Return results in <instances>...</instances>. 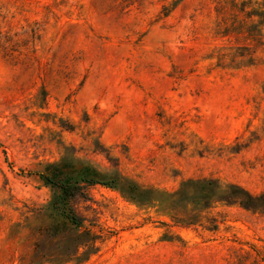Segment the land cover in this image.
I'll return each mask as SVG.
<instances>
[{"label": "rangeland", "instance_id": "1", "mask_svg": "<svg viewBox=\"0 0 264 264\" xmlns=\"http://www.w3.org/2000/svg\"><path fill=\"white\" fill-rule=\"evenodd\" d=\"M65 158L264 194V0H0V264H264V211L237 203L190 220L98 185L72 202L84 228L33 233L34 173Z\"/></svg>", "mask_w": 264, "mask_h": 264}, {"label": "trees", "instance_id": "2", "mask_svg": "<svg viewBox=\"0 0 264 264\" xmlns=\"http://www.w3.org/2000/svg\"><path fill=\"white\" fill-rule=\"evenodd\" d=\"M34 175L52 191L47 221L31 228L33 233H42L46 237L59 238L66 234L67 229L78 232L84 228V220L76 213L72 202L88 188L98 185L118 191L140 208L158 207L166 213L189 212L192 215L190 220L217 202L237 203L246 209L264 211V194L253 196L235 185L223 188L219 181L212 178L187 180L177 190L170 192L145 188L123 177L109 178L89 163L66 158L45 165ZM75 258L76 262H80L79 257ZM59 259L56 264L72 260Z\"/></svg>", "mask_w": 264, "mask_h": 264}]
</instances>
